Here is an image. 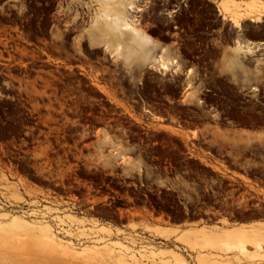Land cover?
Returning a JSON list of instances; mask_svg holds the SVG:
<instances>
[{
    "label": "flooded vegetation",
    "instance_id": "af4514ba",
    "mask_svg": "<svg viewBox=\"0 0 264 264\" xmlns=\"http://www.w3.org/2000/svg\"><path fill=\"white\" fill-rule=\"evenodd\" d=\"M222 4L143 0L137 23L173 67L146 82L51 83L42 95L57 125L20 92L30 125L10 152L19 192L26 183L34 201L63 211L61 231L199 264L178 238L264 228V2Z\"/></svg>",
    "mask_w": 264,
    "mask_h": 264
},
{
    "label": "rangeland",
    "instance_id": "374dc122",
    "mask_svg": "<svg viewBox=\"0 0 264 264\" xmlns=\"http://www.w3.org/2000/svg\"><path fill=\"white\" fill-rule=\"evenodd\" d=\"M142 2L63 0L56 5L50 0H23L19 9L0 7V264H189L178 250L128 248L120 241L81 230L61 231L68 217L34 201L26 183L21 184L20 194L16 161L10 157L22 125H30L20 117V92L25 93L23 102L42 124L57 125L50 110L57 105L42 95L51 83H136L146 82L148 74L158 75L161 68L150 65L161 43L158 38L152 40L146 28L137 23ZM120 7L128 12L138 37L153 43L148 46L149 64L126 61L130 57L128 46L138 51L133 43L138 37L130 30H119L110 21L102 24V32L95 29L100 9L116 11ZM94 29L101 33L98 38L93 37ZM163 59L173 67L168 57ZM159 235L168 238L172 234ZM194 236L200 240H178L188 245L187 251L196 253L199 264H264V228L248 233L222 232L216 238L203 233ZM227 244L237 247L231 250ZM247 244L253 247L248 254L241 251ZM249 253L260 257L252 258Z\"/></svg>",
    "mask_w": 264,
    "mask_h": 264
},
{
    "label": "bare ground",
    "instance_id": "6f19581e",
    "mask_svg": "<svg viewBox=\"0 0 264 264\" xmlns=\"http://www.w3.org/2000/svg\"><path fill=\"white\" fill-rule=\"evenodd\" d=\"M137 10V9H136ZM135 10V11H136ZM140 12V11H139ZM132 13H134V12H132ZM131 13V14H132ZM105 20V21H104ZM106 21H110L109 23H112L113 24V26L115 27V28H120L119 30H130L133 34H135L137 37L139 36L138 35V29L137 28H135V27H133V24H131L132 22H131V20H130V18H123V17H121V15L119 14V10H116V11H112V10H102V9H100V11H99V13H98V20H97V25L95 26L96 28V30L97 31H103V23H106ZM119 21H121V24H119ZM94 29V30H95ZM95 30V31H96ZM138 39L139 40H142L141 38H139L138 37ZM241 43V42H240ZM239 44V43H238ZM244 45V44H243ZM109 46V45H108ZM240 46V45H239ZM238 47V46H237ZM243 47V46H242ZM241 46L240 47H238L240 50H244V49H241L242 48ZM245 47H247V46H245ZM244 47V48H245ZM115 48H118V46H116ZM109 49V48H108ZM119 50V49H118ZM245 50H246V48H245ZM115 52H118L117 50L115 51ZM120 52V51H119ZM127 52H130V57L127 59V60H129L130 58H131V56H132V53H131V51H130V49L129 50H127ZM126 60V61H127ZM140 62H146V63H148L149 64V62H153V64L152 65H150V67H160V68H162V69H166V68H168V65H170L169 64V62L168 61H165L164 59H163V55H158L156 58H154V56H153V59L151 60V61H149L148 60V58L147 57H145L144 55H142V56H140L139 57V59H138ZM51 242V241H50ZM241 244V243H240ZM245 246V245H244ZM236 247H237V245H235V246H229L228 244L226 245V248H228V249H231V250H233V249H236ZM241 251H243V253H246V254H248L247 253V250L244 248V247H241ZM240 253V252H239ZM245 255V254H244ZM249 256H251L252 258H259L260 256H256L255 254H250L249 253ZM264 257V256H263ZM250 258V257H249ZM262 258V257H261Z\"/></svg>",
    "mask_w": 264,
    "mask_h": 264
},
{
    "label": "crops",
    "instance_id": "0c3cea01",
    "mask_svg": "<svg viewBox=\"0 0 264 264\" xmlns=\"http://www.w3.org/2000/svg\"><path fill=\"white\" fill-rule=\"evenodd\" d=\"M238 1L246 2V3L264 2V0H221V2L224 3V4H222V6H223V8L225 10L228 9L226 4H236V2H238ZM118 10H119V14L121 15V17L129 18L128 12L126 11V9H121V7H120ZM100 34L101 33L95 31L93 37L98 38V36ZM133 43H135L138 46V51L134 47L128 46L127 49L128 50L130 49V51L132 53V56H131V58L129 60H127V62H129V64L135 63L136 65L146 64V62H140L138 59H139L140 56L144 55L149 60V49H148V46L151 45V44L153 45V43L151 41H149L147 38H146V40L135 39L133 41ZM237 232H240V231L237 230Z\"/></svg>",
    "mask_w": 264,
    "mask_h": 264
}]
</instances>
